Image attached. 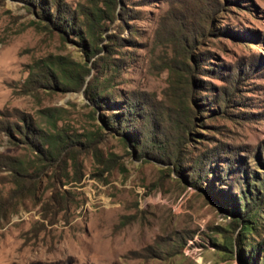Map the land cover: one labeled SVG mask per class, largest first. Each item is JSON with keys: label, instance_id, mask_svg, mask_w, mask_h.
Listing matches in <instances>:
<instances>
[{"label": "rangeland", "instance_id": "obj_1", "mask_svg": "<svg viewBox=\"0 0 264 264\" xmlns=\"http://www.w3.org/2000/svg\"><path fill=\"white\" fill-rule=\"evenodd\" d=\"M103 1L46 3L52 16L59 3L67 15L75 11L74 29L86 32L80 7L96 9ZM36 8L30 0H0V119L16 121L18 112L53 135L57 149L67 141L61 159L69 178L48 168L34 194L10 201L14 185L0 172V264H241L236 253L245 238L230 209L242 184L264 175V0H118L99 46L124 40L111 57L123 63L120 71L103 72L104 51L89 59L82 45L89 39L64 34ZM57 57L71 63L73 73L90 71L84 88L27 92L30 72ZM89 82L109 101L147 94L163 121L184 110L194 120L181 144L185 178L174 164L139 158V150L110 131L100 116L124 106H94L84 91ZM125 122V134L137 127ZM72 153L79 182L70 179ZM0 155L24 161L29 172L37 161L31 147L1 131ZM202 157H211L213 172L195 187ZM56 192L63 209L54 202ZM262 240L264 219L245 244Z\"/></svg>", "mask_w": 264, "mask_h": 264}, {"label": "trees", "instance_id": "obj_2", "mask_svg": "<svg viewBox=\"0 0 264 264\" xmlns=\"http://www.w3.org/2000/svg\"><path fill=\"white\" fill-rule=\"evenodd\" d=\"M30 1L36 4V9L41 11L42 16L52 23L54 27L64 32V34L73 33L79 40L89 39V46L86 43L82 44L89 59L96 54L105 52L98 60L100 72L110 71L113 68H117L120 71L123 63L121 62L122 59H111V57L115 52H118V48L123 47L124 40L120 38L110 40L103 47L99 46V41L103 39L102 35L107 28L108 22L112 23L116 18L118 0H104L103 7H96V9L81 6L79 16H82L81 22L86 32L81 31V29H74L78 14L73 11L70 16L67 15L69 11L61 3L56 5L55 14L52 16L50 8H47L46 0ZM56 1L54 0L55 4ZM126 12L122 9L121 16L123 18L126 17ZM180 48L183 59L189 60V47L186 44H182ZM192 58L195 59L196 56ZM63 60L62 57H57L53 60L39 62L35 69L30 72L25 82L26 91L31 92L38 89L58 90L61 92H66L70 89L76 92L81 91L85 86V77L90 74V71L88 70L86 74L73 73L75 71H72L69 67L72 64ZM103 66H106V68L104 69ZM222 89L223 91L226 90L225 88ZM94 90L93 83L89 82L84 91L88 99L97 108L106 111V108L118 110V108L124 106V113L122 111L111 112L108 118L105 115L100 116L110 131L121 134L131 148L139 150V158L149 156V158L160 162L174 164L178 174L182 177L186 176L181 164V161H184V158L180 156L181 144L184 142L182 141L184 137L190 135V127L194 120L186 115L184 110L183 112L178 111L169 114L163 121L159 117L160 115L154 112V105L150 97L145 93L137 95L132 93L124 103H119L115 100L109 101V97H99L100 95H96ZM219 96L221 95L219 94ZM194 103L198 109L202 108L200 101L196 97L194 98ZM15 117L16 121H10L8 115L4 119H0V131L8 137H18V139L31 147L36 153L37 161L32 167V171L29 172V167L26 166L24 161L15 157L0 155V172L5 171L8 173L6 177L1 179L14 185V188L9 193L8 199L10 201L23 199L28 195L34 194L38 182L36 180H39V176L48 168L54 167V171L58 176L61 175L65 179L69 178L66 169L67 160L61 159L62 151L67 148V141H61V149H57L58 143L54 141L53 135L44 132L33 119L18 112ZM124 119H126V122ZM124 122L125 124H134L137 127H128L127 134H125L127 126H123ZM161 124L164 127H161ZM135 132L138 134L137 136ZM68 158L72 160V166L75 169L70 179L79 182L82 175L80 167L77 165L76 156L72 153ZM198 164L202 165L201 171L204 176L201 175L200 171L199 175L194 178L193 184L195 187L202 185L205 177L212 175L213 172L211 157L209 159L202 157L201 161L198 159L196 165ZM53 199L59 205V209H63V195L56 192ZM230 215L234 218L238 236L244 234L245 238L241 241L242 246L236 253L237 260L241 264H264V261L262 263L260 261L257 262V253H264V240L255 246L245 244L247 234L254 233L257 230L259 221L264 219V175L261 177L254 174L250 181L247 180L242 184L240 196L236 204L230 209ZM149 250H152V253L154 252L153 247H149Z\"/></svg>", "mask_w": 264, "mask_h": 264}]
</instances>
